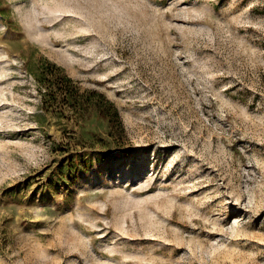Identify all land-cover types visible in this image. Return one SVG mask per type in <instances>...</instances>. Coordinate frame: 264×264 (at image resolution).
Instances as JSON below:
<instances>
[{"label":"rangeland","instance_id":"rangeland-1","mask_svg":"<svg viewBox=\"0 0 264 264\" xmlns=\"http://www.w3.org/2000/svg\"><path fill=\"white\" fill-rule=\"evenodd\" d=\"M33 50L128 154L49 182ZM0 264H264V0H0Z\"/></svg>","mask_w":264,"mask_h":264},{"label":"trees","instance_id":"trees-1","mask_svg":"<svg viewBox=\"0 0 264 264\" xmlns=\"http://www.w3.org/2000/svg\"><path fill=\"white\" fill-rule=\"evenodd\" d=\"M25 69L32 75L39 102L33 114L38 127H50L52 116L67 129L51 149L61 155L47 173L49 182L74 183L94 163L114 152L129 153L121 112L104 92L83 87L45 55L28 52Z\"/></svg>","mask_w":264,"mask_h":264}]
</instances>
